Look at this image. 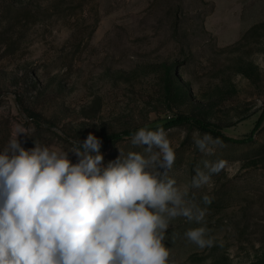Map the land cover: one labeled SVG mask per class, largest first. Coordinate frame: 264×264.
Segmentation results:
<instances>
[{
    "label": "rangeland",
    "instance_id": "1",
    "mask_svg": "<svg viewBox=\"0 0 264 264\" xmlns=\"http://www.w3.org/2000/svg\"><path fill=\"white\" fill-rule=\"evenodd\" d=\"M181 115L246 141L220 139L206 156L193 132H209L195 123L165 130L169 176L216 241L198 248L184 233L200 225L174 219L169 264H264V0H0V150L17 124L25 149L67 151L93 133L107 166L121 152L149 155L132 135H109ZM205 160L224 167L190 187Z\"/></svg>",
    "mask_w": 264,
    "mask_h": 264
},
{
    "label": "clouds",
    "instance_id": "2",
    "mask_svg": "<svg viewBox=\"0 0 264 264\" xmlns=\"http://www.w3.org/2000/svg\"><path fill=\"white\" fill-rule=\"evenodd\" d=\"M15 125L0 150V264H169L166 233L170 222L185 218L198 227L185 238L200 249L216 244L205 226L206 212L169 176L176 153L163 128L141 127L129 151L103 166L102 140L89 133L71 147L55 150L35 142L31 149ZM193 143L212 155L220 138L193 132ZM69 153L76 157L73 163ZM190 187H206L223 161H203ZM204 204L210 197L202 196Z\"/></svg>",
    "mask_w": 264,
    "mask_h": 264
},
{
    "label": "trees",
    "instance_id": "3",
    "mask_svg": "<svg viewBox=\"0 0 264 264\" xmlns=\"http://www.w3.org/2000/svg\"><path fill=\"white\" fill-rule=\"evenodd\" d=\"M30 115H32V118H34L38 123L41 122L39 114L31 112ZM184 122H193L197 126H199L201 129H203V130L211 133L213 136L218 137V138L223 139V140H230V141H234V142L246 141V139H236L234 137H230L225 132H223L222 129L216 127L215 125H213L209 122L202 121L201 119L193 118L191 116L181 115V116H178L177 118L167 120L163 123L148 125V126H143V127H147L150 130H156L158 128H163L164 130H166V129H168V128L176 125V124H180V123H184ZM139 128H141V127L133 128V129L124 131L122 133H115V134L109 135L107 138L108 139H114V138H117L123 134L132 135ZM247 140H249V139H247Z\"/></svg>",
    "mask_w": 264,
    "mask_h": 264
}]
</instances>
